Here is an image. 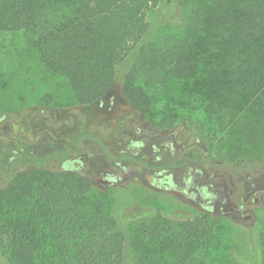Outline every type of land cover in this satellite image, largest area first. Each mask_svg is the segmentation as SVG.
I'll return each instance as SVG.
<instances>
[{"label": "trees", "instance_id": "1", "mask_svg": "<svg viewBox=\"0 0 264 264\" xmlns=\"http://www.w3.org/2000/svg\"><path fill=\"white\" fill-rule=\"evenodd\" d=\"M180 1L181 18L192 23L179 38L168 36L155 52L156 67L168 69L176 81L191 83L192 93L212 105L264 93V0ZM172 2L0 0V31L26 35L40 62L67 81L73 104L89 107L118 90L137 119L149 120L154 118L153 102L141 77L140 59L134 55L139 50L141 56V46L151 33L148 11L165 5L164 22L175 25ZM262 106L264 121V101ZM130 123L129 128L127 122H117L120 138L132 134L136 123ZM173 129L182 135V125L170 127V133ZM82 136L76 131L69 140H59L60 147L50 146L48 154H33L31 170L14 175L6 172L21 148L15 142L2 154V174L9 181L0 189V249L9 264H123L124 238L113 231L114 220L102 216L101 203L93 204L94 218L76 211L90 178L52 161L64 159L72 149L81 152ZM50 142L57 143L53 138ZM196 143L188 138L189 157L213 167L254 162L244 161L239 153L228 154L217 164L207 162L196 153ZM142 144L132 140L130 160L144 163L137 150ZM214 223L200 215L185 223L154 219L136 225L133 249L138 264H213L208 248L221 241L213 232Z\"/></svg>", "mask_w": 264, "mask_h": 264}, {"label": "rangeland", "instance_id": "2", "mask_svg": "<svg viewBox=\"0 0 264 264\" xmlns=\"http://www.w3.org/2000/svg\"><path fill=\"white\" fill-rule=\"evenodd\" d=\"M180 2H172L175 25L164 22L165 5L146 13L151 33L141 56L139 50L134 55L153 102L154 118L149 120L137 119L118 90L89 107L73 104L67 81L40 62L26 35L0 31V136L18 143L31 130L34 141L28 149L35 154L47 148L50 138L66 141L76 131L84 134L79 140L82 151L72 149L62 159L90 178L76 211L94 218L93 204L101 203L102 216L114 220L113 231L124 238L123 264H138L136 225L154 219L185 223L200 215L216 222L213 232L221 238L208 248L214 259L209 262L264 264V93L212 105L192 93L191 83L176 81L168 69L156 67L155 52L168 36L179 38L192 23L181 18ZM119 120L129 128L130 121L136 123L131 135L116 134ZM180 125L182 135L174 129L170 133V127ZM188 138L197 141L196 153L207 162L217 164L237 153L254 162L217 168L193 160L186 149ZM132 140L142 141L137 150L144 163L128 158ZM4 174L0 189L9 181ZM143 242L147 245L148 240ZM6 256L0 249V264H9Z\"/></svg>", "mask_w": 264, "mask_h": 264}, {"label": "flooded vegetation", "instance_id": "3", "mask_svg": "<svg viewBox=\"0 0 264 264\" xmlns=\"http://www.w3.org/2000/svg\"><path fill=\"white\" fill-rule=\"evenodd\" d=\"M125 130L127 131V128H125ZM126 134H127V132H126ZM126 134H123V138L126 136ZM10 138H11L10 136L8 138L0 136V173H3V172L5 173L4 168H3L5 158H3L2 154L3 153L7 154L8 151L13 147L14 143L16 142V141H12ZM43 140L45 141V139H43ZM33 141H34V138H33L31 130H29V132H27V130H26V134H24V136H21V138L18 139L17 146L21 148V150L18 153V157H17L18 159L14 163H13V160L9 161V163H10V165L8 166L9 170H7L6 173H12V175H14L18 172L31 170L32 165H33V157H32L33 151H30L28 149V145H29V142H33ZM54 141L57 143L47 144V148L45 150H37L35 152V156L40 157L42 154H48V148L50 146H53L54 144L56 146L58 145V141L55 139H54ZM55 145L53 146L54 148H55ZM15 152H17V151H15ZM51 154L55 155V154H57V152L51 151ZM52 161L53 162L55 161L56 165L62 164L61 166L64 170L66 168V170H68V171H72V172H75V173L81 175L79 171L75 170L72 166H70L67 162H64L61 158L55 157Z\"/></svg>", "mask_w": 264, "mask_h": 264}]
</instances>
